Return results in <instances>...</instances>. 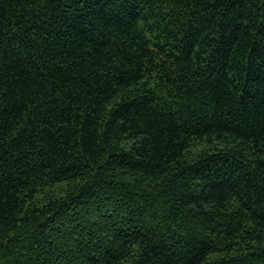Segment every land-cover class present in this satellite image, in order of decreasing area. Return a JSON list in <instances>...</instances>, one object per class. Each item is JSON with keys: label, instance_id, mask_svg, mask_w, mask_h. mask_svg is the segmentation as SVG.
<instances>
[{"label": "trees", "instance_id": "trees-1", "mask_svg": "<svg viewBox=\"0 0 264 264\" xmlns=\"http://www.w3.org/2000/svg\"><path fill=\"white\" fill-rule=\"evenodd\" d=\"M0 264H264V0H0Z\"/></svg>", "mask_w": 264, "mask_h": 264}]
</instances>
